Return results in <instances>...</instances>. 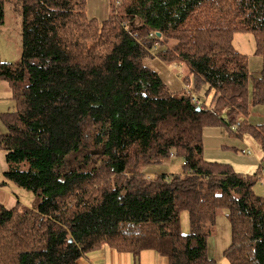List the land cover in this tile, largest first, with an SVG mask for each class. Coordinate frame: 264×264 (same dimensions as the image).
<instances>
[{
	"label": "trees",
	"instance_id": "1",
	"mask_svg": "<svg viewBox=\"0 0 264 264\" xmlns=\"http://www.w3.org/2000/svg\"><path fill=\"white\" fill-rule=\"evenodd\" d=\"M6 2L22 22L20 61H0L15 105L0 113L2 184L35 201L0 202V264H79L103 247L137 264L144 250L167 264H216L208 242L223 211L229 262L264 264L256 177L204 157L209 127L264 154V122L249 121L264 106V0H112L103 21L88 17L86 0H0V25ZM237 31L253 34L258 68L235 49ZM152 54L183 65L191 89L172 91L145 64ZM172 153L181 173L163 170Z\"/></svg>",
	"mask_w": 264,
	"mask_h": 264
},
{
	"label": "crops",
	"instance_id": "2",
	"mask_svg": "<svg viewBox=\"0 0 264 264\" xmlns=\"http://www.w3.org/2000/svg\"><path fill=\"white\" fill-rule=\"evenodd\" d=\"M111 11L112 0H86V12L90 18L103 21L110 16ZM2 25L4 26V23ZM250 61L252 67L258 68L261 65V59L256 55ZM145 64L155 69L172 91L179 92L184 89V82L180 79V74L173 76L174 73L172 74L169 69L170 64L165 63L155 56V54L148 56L145 59ZM11 94L12 88L9 82L0 79V113L10 111L12 103H14L11 98ZM0 132H4V130H0ZM218 134L219 135L215 136H206L204 130L205 159L230 163L236 171L243 173L244 175L256 177L257 182L254 185V191L256 194L264 196V154L260 145L248 137L242 140L241 138L231 136L228 133H225V135H222L221 133ZM254 142L259 145L258 149H255L253 146ZM169 165L170 164H168L163 170L171 171L169 169ZM6 170L7 162L5 153L0 148V202L7 208H13L18 202H21L19 198L22 200V197H20V193L17 189L11 188V184H2L3 173ZM163 170L147 169L146 175L154 177L158 171ZM21 203L25 204L23 200ZM219 217L220 214L217 218L216 227V231H218V233H216V235H212L208 242L209 254L213 259H215L216 264H221L224 259L227 260L225 251L231 244L230 222L227 220V223L225 219L221 224L222 218ZM222 226L224 229H222ZM151 251L154 253V256H151V262L153 264H167V259L165 257L161 256L154 250ZM143 253L145 252L140 254V258L143 257ZM79 264H137V262L134 255L129 252H118L111 247H103L101 249L91 251L87 255L83 256L79 260Z\"/></svg>",
	"mask_w": 264,
	"mask_h": 264
},
{
	"label": "rangeland",
	"instance_id": "3",
	"mask_svg": "<svg viewBox=\"0 0 264 264\" xmlns=\"http://www.w3.org/2000/svg\"><path fill=\"white\" fill-rule=\"evenodd\" d=\"M4 26L0 25V61H7V62H18L21 59V15L20 12L15 10L14 3L12 2H6L4 6ZM233 45L235 49H237L239 52L243 54H247L249 56V59L252 60L255 55V49H256V42L254 39V36L251 32L248 31H237L233 35ZM170 72L173 74V76H176L180 74V79L183 80V76L185 75V67L181 64H172L169 65ZM173 71V72H172ZM185 86V83H184ZM189 86V85H188ZM191 89V87H188ZM206 90L202 91L201 93V99L205 103H209L213 92L211 91L208 95H205ZM14 102V101H13ZM15 108L14 103H12V106L10 108V111ZM249 121L251 123L255 124H261L264 122V106L257 105L251 108V113L249 115ZM0 130L6 131V126L3 123V121L0 119ZM219 132H218V131ZM218 133H221L222 135H225L227 133L226 129L224 128H217V127H209L208 129H205V135L206 136H215L219 135ZM253 146L255 149H258L259 145L254 142ZM240 151V149H239ZM183 159L177 155H173L170 158V161L168 164L169 169L173 173H181L183 167H182ZM11 184V188L17 189L19 191L20 197H22V200L24 201V205L30 206L35 201V196L32 192L19 188L13 183ZM19 200L22 202V200L19 198ZM221 224L226 219V222L228 220L226 212L220 213ZM182 230L184 233H187L189 231V217L188 212L185 211L182 213ZM228 223V222H227ZM222 229L224 227L222 226ZM218 231H215L214 234L216 235ZM213 234V235H214ZM214 237V236H213ZM143 257L140 258V264H153L151 262V256H154V253L151 250L143 251ZM221 264H231L229 260L224 259V261Z\"/></svg>",
	"mask_w": 264,
	"mask_h": 264
},
{
	"label": "built area",
	"instance_id": "4",
	"mask_svg": "<svg viewBox=\"0 0 264 264\" xmlns=\"http://www.w3.org/2000/svg\"><path fill=\"white\" fill-rule=\"evenodd\" d=\"M153 35H154L153 33L150 34V36H153ZM188 87H189L188 85H185V88H186L187 90H190ZM191 96H192L193 101H195L196 103H199V104L201 105V107H205L204 103L202 104L201 99L198 98V96H197L195 93H192V92H191ZM202 105H203V106H202ZM173 155H174V154L172 153V156H173Z\"/></svg>",
	"mask_w": 264,
	"mask_h": 264
},
{
	"label": "water",
	"instance_id": "5",
	"mask_svg": "<svg viewBox=\"0 0 264 264\" xmlns=\"http://www.w3.org/2000/svg\"><path fill=\"white\" fill-rule=\"evenodd\" d=\"M200 109H201V108L198 106V107H197V110H200ZM93 153H96V151H93Z\"/></svg>",
	"mask_w": 264,
	"mask_h": 264
}]
</instances>
